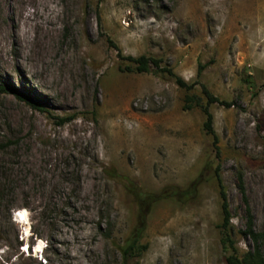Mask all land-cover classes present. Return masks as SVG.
<instances>
[{"label":"rangeland","instance_id":"1","mask_svg":"<svg viewBox=\"0 0 264 264\" xmlns=\"http://www.w3.org/2000/svg\"><path fill=\"white\" fill-rule=\"evenodd\" d=\"M38 1L25 22L34 6L0 0V86L36 105L0 91V264H123L137 218L125 177L148 192L205 180L195 202L152 209L126 264H226L217 173L249 250L238 184L264 232V0ZM24 22L41 23L32 51ZM141 55L195 88L126 71ZM202 85L232 104L210 106L217 141L184 107L207 103Z\"/></svg>","mask_w":264,"mask_h":264},{"label":"trees","instance_id":"2","mask_svg":"<svg viewBox=\"0 0 264 264\" xmlns=\"http://www.w3.org/2000/svg\"><path fill=\"white\" fill-rule=\"evenodd\" d=\"M121 55V53H119ZM128 66L125 67L126 71L144 74L153 73L157 76L167 75L173 78L177 86L187 92L195 88L196 84H188L184 79L177 76L171 68L163 67L161 61L147 55H141L139 57L129 56L126 58ZM203 66H200L198 75L202 74ZM0 91L3 93H11L17 98L30 103L36 107L28 98L22 94L13 91L7 87L0 86ZM202 93L207 99V103L204 105L195 96H187L185 100V109H191L194 105L199 107L205 117L204 131L214 137L217 141V136L214 130V118L210 112V106L219 103L222 106L231 107V103L221 101L215 97L206 86L202 85ZM68 120H62L60 124L66 123ZM123 179V176H119ZM216 180L219 187V195L221 199V211L222 221L219 225V229L222 232L221 243L226 252V264H264V232L257 231L254 224V216L251 211L250 202L246 193L245 184L242 177L239 179V190L242 195V201L245 206L246 224L245 229L240 233L251 241L252 247L246 252L241 253L234 240V225L232 222V213L230 210V204L226 189L223 185L221 175L216 174ZM126 189L132 195L137 206V218L134 229L131 235L126 240L122 247V255L126 264L129 260L135 257H140L147 249L146 245H141V240L144 237V233L147 228L148 217L152 209L160 202L174 201L180 205H187L193 203L199 196L200 188L205 182L204 176L201 173L195 179H193L186 188H180L177 186L167 187L160 192H148L140 189L132 180L125 177Z\"/></svg>","mask_w":264,"mask_h":264},{"label":"bare ground","instance_id":"3","mask_svg":"<svg viewBox=\"0 0 264 264\" xmlns=\"http://www.w3.org/2000/svg\"><path fill=\"white\" fill-rule=\"evenodd\" d=\"M27 1V3L31 6H34V4L35 3H37V1L38 0H26ZM38 2H40V0L38 1ZM43 3V2H42ZM46 5H47V3H46ZM35 7V8H34ZM33 8H34V11H33V13L31 12L30 14L28 13H26V15H25V17H24V21L26 22L27 20H34L35 19V16H36V12H38V6H34ZM44 11V10H43ZM36 21V20H35ZM24 22V23H25ZM41 24V23H40ZM40 24L39 23H37V22H32V24H24V29H23V41L27 44V47L30 49V51H32L33 49H34V46L37 44V41H36V37H33L32 35V39L30 38V35H29V33H30V31L32 30V29H34L35 28V30L40 26ZM40 29V28H39ZM32 33V32H31ZM35 35V34H34ZM37 50H39V49H37ZM37 60L38 61H42L43 59L42 58H40V57H38L37 56ZM39 62V63H40ZM38 247V249H37V252L38 251H40V249H42V242H40V244L37 246Z\"/></svg>","mask_w":264,"mask_h":264}]
</instances>
